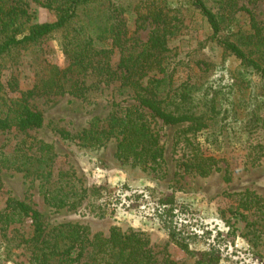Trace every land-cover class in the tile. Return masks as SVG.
<instances>
[{"label":"trees","instance_id":"trees-1","mask_svg":"<svg viewBox=\"0 0 264 264\" xmlns=\"http://www.w3.org/2000/svg\"><path fill=\"white\" fill-rule=\"evenodd\" d=\"M175 1L0 0V60L17 57L21 49L55 32H60L58 44L66 57L65 64L58 65L36 56L35 79L29 87H19L14 78L5 84L0 80V170L21 171L31 182L37 181L51 206L74 207L86 201L85 207L104 214L99 200L110 189L83 187L71 167H56L52 144L28 133L43 124L42 113L29 104L37 95L67 93L87 100L96 95L94 91L108 89V114L92 117L80 132L60 130L61 136L88 146L115 140L118 159L151 172H165L164 145L152 121L185 124L173 141L183 148L177 167L202 176L219 167L217 159L202 148L200 138L216 133L212 142L221 146L232 134L236 138L240 128L243 134L238 139L264 130V19H257L238 0ZM31 2L54 10L56 19L31 23ZM196 17L207 26L199 44L207 52L219 51L220 61L210 62L203 55V67L197 63L192 73L189 64H181L180 70L176 63L171 66L169 57L172 40ZM146 26L149 35L141 40L139 31ZM231 57L238 61L234 68L227 64ZM257 148L264 150V140L253 145L254 153ZM231 195L238 201L229 209L228 219L250 217L249 232L264 244V197L247 189ZM5 208L4 223H27V237L20 240L28 264H164L144 233L112 226L104 236L71 222L48 227L30 203L14 197L7 198ZM176 233L169 230L170 241L192 253L193 264H220L218 250L193 252ZM165 264L175 263L166 259Z\"/></svg>","mask_w":264,"mask_h":264},{"label":"rangeland","instance_id":"rangeland-1","mask_svg":"<svg viewBox=\"0 0 264 264\" xmlns=\"http://www.w3.org/2000/svg\"><path fill=\"white\" fill-rule=\"evenodd\" d=\"M176 3L175 0H173ZM238 4L250 9L257 19H264V0H238ZM31 23L51 22L56 19L54 10L30 3ZM184 30L181 36L172 40L169 61L176 68L181 64L202 66L204 55L210 62L220 61V52H207L200 39L207 32V26L199 17ZM245 18L241 19L243 23ZM150 26L139 31L141 40L149 35ZM60 32L45 37L40 43L20 50L17 57L0 60V80L6 83L14 78L21 88L29 87L35 79L36 56L49 62L63 65L66 57L58 41ZM202 47V49H201ZM206 51L205 53H202ZM227 64L234 68L238 61L229 58ZM213 68V66H210ZM197 69V68H196ZM180 70V69H179ZM212 71V69H210ZM93 97L84 100L67 93L33 96L30 106L43 115V124L29 130L37 140L53 145L56 167H71L83 187L104 185L110 191L99 202L103 203L104 214L92 212L90 206L81 202L74 207H54L45 202L38 182H31L24 173L14 169L0 170L3 190L0 192V264H28L27 253L21 238L27 237L28 226L19 223L7 224L1 220L6 212V200L14 197L24 200L43 215L45 224L51 227L58 223H79L89 227L91 232H101L108 236L112 226L121 231L133 230L144 233L149 246L161 263L171 259L175 264H193L195 256L187 253L170 241L168 232L172 230L188 248L196 252L215 248L222 256L220 264H264V244L249 230L248 219L229 220V209L237 204L238 197L231 195L244 190L264 197V150L253 149V145L264 140V130L244 134L238 139L240 128L230 141L223 145L212 142V136L200 138L202 148L217 159L219 169L202 176L193 171L177 167L183 148L174 146V136L185 124H162L151 122L160 134L164 145L165 172H151L141 166L123 161L115 156L116 141L103 146L81 145L76 139L61 136L60 130L70 133L80 132L94 117L104 118L109 110L111 94L108 89L94 91ZM5 139V136H1ZM257 159L252 160L256 157ZM172 200L162 204L160 200ZM106 203V204H105ZM249 221V222H250ZM232 226L236 228L232 232ZM253 242L254 245H253Z\"/></svg>","mask_w":264,"mask_h":264}]
</instances>
